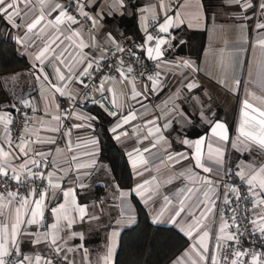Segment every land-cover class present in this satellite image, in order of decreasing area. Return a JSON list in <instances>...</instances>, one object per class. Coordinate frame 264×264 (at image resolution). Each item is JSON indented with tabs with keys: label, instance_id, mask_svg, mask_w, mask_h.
<instances>
[{
	"label": "snow or ice",
	"instance_id": "1",
	"mask_svg": "<svg viewBox=\"0 0 264 264\" xmlns=\"http://www.w3.org/2000/svg\"><path fill=\"white\" fill-rule=\"evenodd\" d=\"M96 3L98 0H0V20L16 30L15 43L29 57L31 78L40 90L39 99H28L13 88L8 107L0 104V264H76L68 256L76 249L67 246L61 233L67 229L70 238L83 240L82 233L73 231L74 225L99 221L105 214L103 200L93 206L100 207V214L90 212L77 200V188L86 187L82 176L88 172L83 170L95 167L99 144L98 139H90V150L84 153L77 151L79 144H72L74 129L93 128L99 119L79 110L86 102L115 121L108 129L113 139L121 144L135 139L136 146L126 152L135 178L151 172L157 164L167 162L175 168L188 162L164 183L172 185L181 179L189 183L171 196L164 194L162 206L152 209L153 223L166 216V222L178 227L190 241L172 264H264V106L251 102L255 98L264 105V96L249 92V98L241 101L235 139L226 121L214 119L215 113L209 116L211 109H205L199 97L182 94L181 88L150 106L149 97H158L168 88L170 73L175 76L177 69L201 71L193 61L166 56L177 47L179 38L170 29L179 26L177 20L184 23L178 10L183 5L173 7L166 0H156L137 7L132 0H105L106 12L104 7L96 11ZM222 6L235 12L229 18L240 22L237 28L246 31L244 22L256 21L257 39L252 46L264 50V0H222ZM117 15L137 20L142 32L139 43L135 37L120 33L118 38L113 29L105 30L107 17L115 19ZM144 61L153 62L151 72ZM137 65L142 69L139 75ZM224 66L227 70L231 63ZM260 74H264V64L258 66ZM20 79L19 74L6 78L0 91L7 93L9 82ZM217 83L228 88L224 79ZM241 83L233 76L229 91ZM181 84L189 94L201 87L190 74ZM73 85L91 89V93L74 91ZM261 89L264 91V84ZM59 98H66L69 106L62 108ZM187 100L199 105V117L209 131L194 140L178 133L176 143L183 150L174 151L167 132L174 125L183 128L192 123L183 104ZM22 109L30 110L31 115ZM13 112L24 125L18 136L12 134ZM68 120L79 123L68 126ZM137 120L141 123H134ZM35 124L39 127L30 126ZM58 138L65 140V148L59 147ZM228 145L251 159L241 160L233 170L227 166ZM73 173L72 186L64 187ZM155 182V176L138 180L128 190L114 184L113 197L122 209L121 218L115 221L117 227L133 222L130 197L138 196L145 206L154 201L159 185L157 190L147 186ZM48 211L50 224L45 222ZM118 235L116 229L109 234L100 264H110ZM245 241L249 247L243 246ZM25 245H31L32 250L25 252ZM84 251L87 259L88 250Z\"/></svg>",
	"mask_w": 264,
	"mask_h": 264
},
{
	"label": "crops",
	"instance_id": "2",
	"mask_svg": "<svg viewBox=\"0 0 264 264\" xmlns=\"http://www.w3.org/2000/svg\"><path fill=\"white\" fill-rule=\"evenodd\" d=\"M150 3H156V0H141L140 7ZM180 4H182L183 7L178 10L184 23L180 24L179 20H177L176 23L179 26H174L170 29V31L179 39L175 41L177 47L171 52H167L166 56L169 60L183 58L193 61L200 67L201 71L192 72L191 69H177L175 76L170 73L167 76L169 85L168 88H165L164 92L158 97L150 96L148 102L150 106L159 104L169 95L170 91L175 92L177 88H181L182 94L199 97L203 101L205 109H211V111L208 112L209 116H212V114L215 113V116L213 117L214 119L226 121L230 127V134L233 139H235L236 128L239 123L241 101L249 98V92L255 93L257 97L264 96V91L261 89V85L264 84V74L258 75V66L264 64V50L259 48V46H252L257 39V31L255 30L256 21H245L244 23L248 25L246 31L242 28H237L236 25L240 22L229 18L230 15H235V12L229 11L223 7L222 0H183ZM102 7H104L107 12L105 0H98V3L95 5V10L99 11ZM248 14L252 15L251 12ZM173 15L175 14L173 13ZM160 22H162V20ZM104 28L105 30L109 29L105 23ZM184 30L202 32L203 34L202 48L197 57L184 54L179 55L176 52L178 46H180L179 40L185 41V36L183 34ZM0 31L7 39L15 44L18 55L23 58L28 65L25 70L9 74L1 78L0 82L3 83L8 77H14L17 74L21 76V79L18 82L10 81L7 85L8 96L10 99L12 98V89L14 88L17 95L23 94L24 97L28 99H39V87L35 85V81L31 78V61L28 56L22 54L23 50L15 43L14 40V37L17 34L16 30L12 29L3 20H0ZM140 33L142 36V32ZM233 59L235 60L234 63H232ZM229 63H231V67L226 70L224 65ZM189 74L192 77H195L196 82L201 85L200 88L193 90L191 94H189L181 84L184 77ZM233 76L240 79L242 83L235 91H229V89L233 86ZM220 79L225 80L228 88H225L217 83ZM73 90H81V86L73 85ZM119 90L120 86L117 85L118 93ZM12 102L14 103L15 100H12ZM251 102L257 106H264L261 105L260 101L255 98H253ZM58 103L62 108H67L69 106V101L66 98H59ZM194 103L195 102L192 100L183 101L184 107L192 116V123L184 126L183 128H181L180 125H174L173 128H170L167 132L168 138L173 142L174 151L183 150V147L176 143L178 133L181 137L187 136L189 139L194 140L198 136L204 135L207 131H209L208 124L202 122L199 117V105L194 106ZM43 109L44 105L41 104L40 115H42ZM83 112L85 114H91L90 110ZM147 118L150 119L151 115ZM74 122L79 123V121L69 120V125L71 126ZM114 123L115 121L112 119L110 127ZM134 123L140 124L141 121L137 120ZM30 126L39 127L38 124ZM129 131L131 132L132 130L129 129ZM0 132H2V126H0ZM41 135H45V133L42 132ZM92 138L97 139L94 134V127L74 129L71 137L73 145H80L77 148L79 153H84L90 150L91 146L88 141ZM58 144L60 148H65L64 139L58 138ZM116 144L125 153L132 174L133 186L138 182V180L142 181L148 180L152 176L156 177V182L147 186L151 190H157V185H159V195L154 197V201H150L149 205L145 206V204L140 201V198L138 196L136 197L142 206L147 210L151 223L159 227H170L179 232L178 227H174L172 224L166 222V216L165 219H162L160 222L153 223L152 209L155 207L158 210L162 206V196L164 194L171 196L177 188L189 183L183 179L175 181L172 185H165L164 183L172 174L178 172L181 168L186 167L188 162L185 161L183 164L177 165L175 168H170L167 162L164 164H157L155 167H152L151 172L145 173L144 176L140 178H135L133 176L129 159L126 155L128 150L136 146L135 139L125 141L123 144L116 141ZM95 159V167L83 170L88 172L87 176H82L83 183L86 187L82 189L77 188V200L80 204L87 205L90 212H95L96 214H100V207L93 206L99 205L100 201L103 200V209L105 214L101 216L99 221L91 223L87 221L83 223L77 222L74 225L73 231L78 234L82 233L84 236L83 240H80L79 236L74 239L70 238V232L67 229L61 233L64 239L67 240V246L76 249L75 252L68 253L69 259H74L76 264H100V257H102L107 251L106 245L108 242V236L113 229H116L119 232V235L114 238L116 241V249L110 260V264H114L115 256L118 251L119 237L122 231L126 228L134 226L137 222L135 208L130 197L129 202L133 212V222H125L117 227L115 221L121 218L120 214L122 209L120 207L119 200H116L113 197L114 184L116 182L111 175L108 165L102 158L99 144L96 149ZM250 159L251 156H240V154L234 151L230 145L227 146V166H230L233 170H235V165L241 160L247 161ZM261 159L264 160V157H261ZM72 179H75V173L72 174L70 179L64 182L63 186L66 188L72 186ZM116 195H118V193ZM60 200H63L62 196H60ZM52 206H55V202H53ZM45 222L47 224L52 223V215L50 211L46 212ZM33 230H35V228ZM180 234L184 236L182 233ZM185 238L187 239V237ZM189 243L190 241L188 240V246ZM81 244L83 245L82 248L80 247ZM188 246L186 248H188ZM84 249L88 250L86 254L87 259H85ZM31 250V245L24 246L25 252H29Z\"/></svg>",
	"mask_w": 264,
	"mask_h": 264
},
{
	"label": "trees",
	"instance_id": "3",
	"mask_svg": "<svg viewBox=\"0 0 264 264\" xmlns=\"http://www.w3.org/2000/svg\"><path fill=\"white\" fill-rule=\"evenodd\" d=\"M132 3L137 7L141 6V0H132ZM105 24L115 31L118 38L120 33L136 38L141 36L137 20L131 15H125L123 19L119 15L115 19L107 17ZM183 34L185 43L178 46L176 52L179 55L197 57L202 48V32L184 30ZM27 67L26 61L18 55L15 44L0 31V80L3 76L20 72ZM9 100L8 94L0 91V104L8 107ZM90 112L99 117L94 124V134L99 141L102 158L114 181L121 189L128 190L133 186L132 174L125 153L108 131L112 119L100 108H92ZM131 201L137 222L122 231L114 264H171L186 249L188 240L173 228L153 225L139 200L131 197Z\"/></svg>",
	"mask_w": 264,
	"mask_h": 264
},
{
	"label": "built area",
	"instance_id": "4",
	"mask_svg": "<svg viewBox=\"0 0 264 264\" xmlns=\"http://www.w3.org/2000/svg\"><path fill=\"white\" fill-rule=\"evenodd\" d=\"M167 3H170L173 5V7H175L177 5V3H181L183 0H166ZM154 23V22H153ZM126 37H134L132 35H124ZM142 39V36H140L139 38H136L135 37V40L139 43ZM144 63L147 65V71L148 72H151L153 70V62H150V61H144ZM142 69L140 68L139 65L136 66V72H137V75H139L140 71ZM80 91H88L89 93H91V89H82ZM97 95V94H96ZM93 107H98V106H94L91 102H86L85 104L81 105L80 106V110H83V111H89L90 109H92ZM22 111H29V115H31V112L30 110H24L22 109ZM13 115L15 116V113L13 112ZM68 126L69 125V120L65 122ZM24 125L20 122V117L19 116H15V121H14V124L12 126V134L13 136H18L20 131L23 129ZM225 180L228 181V182H233L231 180H228L227 177H225ZM235 183H239L238 180L235 181ZM2 190V189H0ZM244 247H249L247 241L244 242Z\"/></svg>",
	"mask_w": 264,
	"mask_h": 264
}]
</instances>
